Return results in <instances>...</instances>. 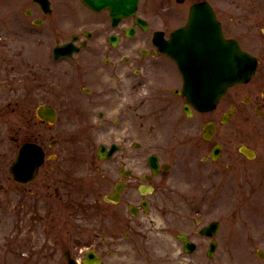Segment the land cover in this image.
<instances>
[{
	"label": "flooded vegetation",
	"instance_id": "1",
	"mask_svg": "<svg viewBox=\"0 0 264 264\" xmlns=\"http://www.w3.org/2000/svg\"><path fill=\"white\" fill-rule=\"evenodd\" d=\"M69 1L48 0L49 5L42 8L32 0L38 17H32V9L26 11L32 18L30 24L38 28L42 37L43 64L38 73V99L23 107L27 113L23 141L20 143V132L12 137L16 151L9 171L11 174L22 145L35 144L41 149L44 160L32 181L20 183L11 174L29 197L37 192L43 203H75L80 180L64 172L61 158L56 154L51 159L50 150L63 139L76 144L96 142L98 137L112 142L101 144L95 153L93 162L98 163L94 164L100 178L88 176L92 186L83 194L91 195L89 203H104L98 207L113 223L109 239L118 242V234L125 229L119 242L125 247L146 228L135 219L147 218L157 203L175 202V177L181 169L199 177L200 201L205 203L218 202L223 189L236 188L239 177L249 180L256 176L257 185L264 187V0H255L257 7L244 9L238 7V0H232L236 6L233 8H223L222 0H139L130 16H125L122 8L111 7L107 0L102 8L90 7L82 0H77L80 5L73 8ZM203 3L211 7V15L198 16L194 12ZM191 20L210 23L212 37L220 25L224 38L237 41L255 63L249 81L230 87L214 107L206 106L205 110L188 100L176 61L157 46L163 39L174 44L176 32ZM162 58L170 60V75L163 77L157 87L147 89V70L156 69ZM145 88L151 90V95L144 97ZM47 109L54 110V115L48 114ZM169 113L170 144L180 141L184 151L175 155V148L170 146L167 160L153 153L144 162V114H161L155 124L162 128L161 120ZM35 127L43 130L37 132ZM55 130L57 137L48 140L47 132ZM179 132L180 140H175ZM240 136L246 137L247 142L238 143ZM153 156L157 172L150 165ZM94 183L103 187L101 199ZM27 204L29 217L25 224L38 223L42 220L39 208ZM48 224L51 229H59L53 234L50 254L57 255L68 244L72 249L67 247L64 251L66 264L68 257L76 264H85L88 251L102 258L94 244L87 246L78 258V244L73 234L64 236L62 221L54 217ZM105 240L98 238L103 243ZM7 250L14 256L9 264H29L24 253H20L22 248ZM2 261L0 264H5Z\"/></svg>",
	"mask_w": 264,
	"mask_h": 264
},
{
	"label": "rangeland",
	"instance_id": "2",
	"mask_svg": "<svg viewBox=\"0 0 264 264\" xmlns=\"http://www.w3.org/2000/svg\"><path fill=\"white\" fill-rule=\"evenodd\" d=\"M222 2L223 8L236 7L231 4L232 0ZM255 2L238 0V7H257ZM69 4L73 8L80 5L77 0H70ZM36 8L32 0H0V260H4L5 264L11 263L10 259L14 256L7 249L18 247L23 249L20 253H24L26 263L66 264L64 251L70 245L64 244L57 255L49 253L54 242L53 234L59 229H51L48 222L58 217L62 221L64 236L74 235L78 244L75 255L81 258L86 247L94 244L103 258L102 264H264V257L258 253H264V187L257 185L259 179L256 176H248L249 180L239 177L236 188L223 189L218 202L205 203L200 201L199 177L192 171L187 174L181 169L175 177L176 191L172 195L175 202L157 203L147 218L135 219L136 222L142 221L146 228L128 241L126 247L119 245L124 228L118 234V242L108 238L113 223L101 211L104 203H89L91 195L83 194L91 185L88 176L100 178L95 170L98 163L93 162L95 153L101 144L110 145L111 139L98 137L96 142L76 144L63 139L59 146L50 150V158L58 154L61 169L83 184L77 188L79 193L75 203L67 200L66 203H43L37 192L29 197L24 186L13 181L9 168L16 144L12 137L20 132V143L23 141L22 129L27 126V113L23 107L28 102L34 104L38 99V73L43 64L40 56L42 37L38 35V28L30 24L32 18L26 15L27 9H32V17H38ZM161 60L156 69L147 70V89L157 87L163 77L170 75V60ZM147 89L143 91L144 97L152 93ZM160 115L144 114L141 142L144 162L153 153L167 160L170 146L175 148V155L184 151L180 141L170 144V113L161 120L164 121L162 128H156L155 119ZM35 128L37 132L43 130L42 127ZM47 135L48 140L52 136L56 138V130L47 132ZM181 135V132L175 134V140H180ZM247 140L244 136L237 138L238 143H246ZM50 163L55 164V161ZM93 187L101 199L104 193L102 185L94 183ZM26 203H33L36 209L39 208L43 221L25 224L29 217ZM213 221L221 223L217 234L213 238L200 235L202 226ZM22 225L26 227L22 228ZM177 234L190 237L197 244V250L193 254L186 253ZM96 236L105 237V243L98 241ZM212 240H216L218 245L214 256L209 257Z\"/></svg>",
	"mask_w": 264,
	"mask_h": 264
},
{
	"label": "water",
	"instance_id": "3",
	"mask_svg": "<svg viewBox=\"0 0 264 264\" xmlns=\"http://www.w3.org/2000/svg\"><path fill=\"white\" fill-rule=\"evenodd\" d=\"M42 8L49 5L48 0H33ZM88 6L102 8L104 0H82ZM111 7L125 10V16L132 15L137 8L139 0H107ZM207 9L205 12L204 9ZM194 12L201 16L211 15V7L203 3L197 6ZM212 26L201 20H191L186 27L179 29L171 43L170 39L158 43L161 52L176 60L185 79V93L188 100L194 103L198 109L205 110L214 107V104L226 93L229 87L247 82L253 72L254 66L251 57L244 52L239 43L234 40H226L220 25L214 32L215 37H210ZM207 34V35H206ZM210 106V107H209ZM48 114L54 115V110L47 109ZM104 147L101 148V151ZM44 153L35 144H24L17 152L14 164L11 167L13 178L20 183L32 181L42 165ZM151 167L157 172L158 165L155 157H151ZM219 228L218 222H213L201 231L208 237L214 236ZM177 238L184 244L186 253H193L196 245L185 235L179 234ZM217 246L212 241L208 256L213 257ZM264 257L262 252H259ZM85 264H101V258L94 251H88ZM69 264H76L68 257Z\"/></svg>",
	"mask_w": 264,
	"mask_h": 264
}]
</instances>
